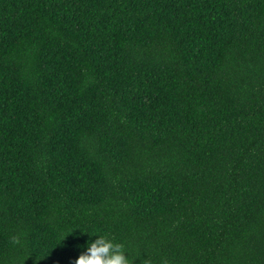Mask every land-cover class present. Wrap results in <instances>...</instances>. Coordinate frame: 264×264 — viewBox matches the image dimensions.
<instances>
[{
    "label": "trees",
    "instance_id": "16d2710c",
    "mask_svg": "<svg viewBox=\"0 0 264 264\" xmlns=\"http://www.w3.org/2000/svg\"><path fill=\"white\" fill-rule=\"evenodd\" d=\"M84 231L264 264V0H0V264Z\"/></svg>",
    "mask_w": 264,
    "mask_h": 264
},
{
    "label": "clouds",
    "instance_id": "9594fccd",
    "mask_svg": "<svg viewBox=\"0 0 264 264\" xmlns=\"http://www.w3.org/2000/svg\"><path fill=\"white\" fill-rule=\"evenodd\" d=\"M89 236L95 238L84 242L81 246L83 250L75 257L73 264H133L124 243L112 238L109 233H92Z\"/></svg>",
    "mask_w": 264,
    "mask_h": 264
}]
</instances>
